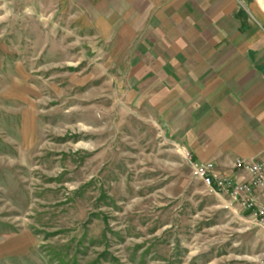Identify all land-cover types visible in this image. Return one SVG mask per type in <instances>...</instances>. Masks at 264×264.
Here are the masks:
<instances>
[{"label":"rangeland","instance_id":"1","mask_svg":"<svg viewBox=\"0 0 264 264\" xmlns=\"http://www.w3.org/2000/svg\"><path fill=\"white\" fill-rule=\"evenodd\" d=\"M35 27L0 24V264H264V227L192 173L73 22Z\"/></svg>","mask_w":264,"mask_h":264},{"label":"crops","instance_id":"2","mask_svg":"<svg viewBox=\"0 0 264 264\" xmlns=\"http://www.w3.org/2000/svg\"><path fill=\"white\" fill-rule=\"evenodd\" d=\"M54 14L195 160L235 178L237 158L264 162V0H0V24L41 40Z\"/></svg>","mask_w":264,"mask_h":264},{"label":"built area","instance_id":"3","mask_svg":"<svg viewBox=\"0 0 264 264\" xmlns=\"http://www.w3.org/2000/svg\"><path fill=\"white\" fill-rule=\"evenodd\" d=\"M243 3L246 0H238ZM186 157L192 173L213 191L227 195L255 222L264 227V162L237 158L234 167L243 171L237 178L219 171L212 161H197L191 152Z\"/></svg>","mask_w":264,"mask_h":264}]
</instances>
